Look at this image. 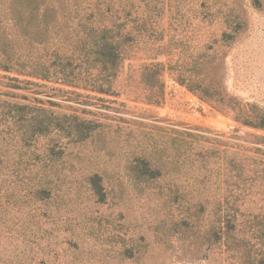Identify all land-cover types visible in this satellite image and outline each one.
Segmentation results:
<instances>
[{
	"label": "rangeland",
	"instance_id": "obj_1",
	"mask_svg": "<svg viewBox=\"0 0 264 264\" xmlns=\"http://www.w3.org/2000/svg\"><path fill=\"white\" fill-rule=\"evenodd\" d=\"M97 1L111 14L95 10ZM18 7L0 0V55L20 64L46 46L84 55L90 43L79 23L93 12L88 25L114 19L124 57L104 82L109 92L91 86L96 70L80 60L83 80L74 85L27 75L17 63L0 68V103L27 99L98 125L65 145L51 198L0 188V264H231L208 232L218 198L237 191L241 209L264 213V130L240 120L264 111V0H84L88 10L73 13V23L66 13L37 19L32 45L20 34ZM136 158L161 176L137 179L129 167ZM94 174L101 196L88 180ZM170 184L183 194L175 203L166 200Z\"/></svg>",
	"mask_w": 264,
	"mask_h": 264
},
{
	"label": "trees",
	"instance_id": "obj_2",
	"mask_svg": "<svg viewBox=\"0 0 264 264\" xmlns=\"http://www.w3.org/2000/svg\"><path fill=\"white\" fill-rule=\"evenodd\" d=\"M9 2L19 6L17 21L22 26L20 34L30 39L27 45H32V41H36V37L32 36V30L37 19L45 21L66 13L67 21L73 23V18L76 17L72 16L73 13L77 15L82 9L88 10L82 8L84 0H74L78 4L76 8L69 0H9ZM105 4L106 1H97L91 6H94L95 10H101L102 6H105L102 15L111 14L114 7ZM95 15L96 13L91 12L90 18H87L88 22L79 23V26L86 30L85 40L90 43L84 55L74 58L73 53L59 54L56 51L50 53L46 46L44 53L36 56L37 61L20 64L19 58L16 59L11 52L5 50L0 55L2 57L0 68L6 71L15 70L17 63L19 69L16 70L27 75L46 80L56 77L55 79L61 80L62 83L74 85L83 80V72L78 69L83 66L77 62L80 60L91 65L97 72L95 81L96 72L89 74L92 76L91 86L98 91L109 92L110 88L104 85V82L108 85L124 57L121 47L123 41L118 39L120 35L114 19L98 25L92 23L88 25L90 22H96L92 21ZM26 44L23 42V46ZM33 56V52L24 55L27 59ZM43 56L50 57L46 59L49 60L48 65L40 62ZM8 78L20 80L15 76ZM86 80H89L88 77ZM10 87L20 88L16 85ZM23 100L27 99L7 96L0 103V188L25 190L31 195V201L40 199L44 202L45 199L51 198L54 190L59 187L58 179L55 180V177L63 167V161H66L65 145L87 140L97 130L98 125L93 119L84 118L79 114ZM240 120L246 125L264 130V111H252L250 114L241 115ZM129 167L140 180L153 181L161 176V171L145 158L134 159ZM237 174H241L240 170L236 172ZM88 180L95 193L98 196L103 195L104 185L100 175H91ZM232 186L238 189V181H234ZM169 189L166 194L168 202L175 203L180 196L183 198L177 185L170 184ZM240 195L241 192L237 191V195H230L231 198H218L215 219L209 226L208 233L214 244L223 243L226 250L232 254L231 264H264V213L241 209L237 204ZM196 204L205 208L202 201Z\"/></svg>",
	"mask_w": 264,
	"mask_h": 264
}]
</instances>
